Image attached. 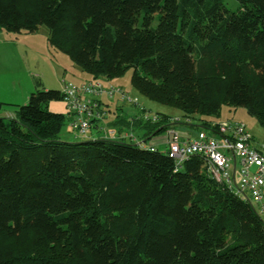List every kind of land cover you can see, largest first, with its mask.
Listing matches in <instances>:
<instances>
[{"label":"trees","instance_id":"obj_1","mask_svg":"<svg viewBox=\"0 0 264 264\" xmlns=\"http://www.w3.org/2000/svg\"><path fill=\"white\" fill-rule=\"evenodd\" d=\"M235 1L0 0V29L46 26L94 80L130 71L142 96L185 117L152 123L117 106L111 125L149 143L175 125L217 126L192 120L223 105L264 125V0ZM59 100L62 90H42L0 103V264H264V221L201 158L177 169L165 152L100 132L64 142L68 115L48 109Z\"/></svg>","mask_w":264,"mask_h":264},{"label":"built area","instance_id":"obj_2","mask_svg":"<svg viewBox=\"0 0 264 264\" xmlns=\"http://www.w3.org/2000/svg\"><path fill=\"white\" fill-rule=\"evenodd\" d=\"M116 93H120L123 103L133 106L128 115L137 120L159 122L158 113L149 112L143 102L121 90H107L99 80L82 85L63 81V101L72 130L80 137H92L94 132H100L106 139L132 141L140 148L156 152L154 143H146L129 129L119 131L118 128L100 126L99 122L106 117L100 97L111 98ZM164 138L165 153L176 162L177 169L190 158H201L209 175L240 199L250 202L264 221V145L262 148L253 146V139L244 124L223 122L194 135L171 129Z\"/></svg>","mask_w":264,"mask_h":264},{"label":"rangeland","instance_id":"obj_3","mask_svg":"<svg viewBox=\"0 0 264 264\" xmlns=\"http://www.w3.org/2000/svg\"><path fill=\"white\" fill-rule=\"evenodd\" d=\"M225 2L232 10L237 8L235 0H225ZM157 15H153L155 24ZM134 18H140L139 13H136ZM89 78V74L83 72L82 68L75 64L66 53L51 46L49 30L46 26H40L35 33H15L0 29V103L24 105L26 100L38 91H61L63 80L78 84ZM100 81L105 89L122 90L133 99L143 102L146 108L153 113L171 115L178 121L184 117L180 110L153 102L142 96L131 84L130 71L121 78L113 80L101 78ZM119 94L116 93L111 98L107 96L110 101L104 103L108 105L111 113L108 119L99 122L102 128H115L111 123L117 116V106L123 104ZM130 104L124 102V106ZM48 109L53 113L68 115V109L63 100L50 102ZM10 110L4 109L2 115H6ZM192 121L195 122V125H199L202 121H208L212 126L220 122L242 123L253 139V146L262 148L264 145V125L258 118L252 116L246 108L223 105L218 116L196 117ZM192 121L189 119V122ZM96 130L95 127L94 131ZM131 132L140 137L143 131L136 129L135 131L131 130ZM60 139L64 142H75L91 139V136L80 137L75 134L68 119L62 128ZM157 141V139H150L149 143H154L160 152H166L165 144ZM5 240L4 236H0V243Z\"/></svg>","mask_w":264,"mask_h":264},{"label":"crops","instance_id":"obj_4","mask_svg":"<svg viewBox=\"0 0 264 264\" xmlns=\"http://www.w3.org/2000/svg\"><path fill=\"white\" fill-rule=\"evenodd\" d=\"M90 76V78L89 79H86V80H83L82 82H79L78 84H76V85H82V84H84V83H87V82H90V81H92V80H94V78L91 76V75H89ZM96 80H101V79H96ZM64 81V80H63ZM62 81V82H63ZM62 82H61V84H62ZM66 82V81H65ZM101 82V81H100ZM105 97H100V100H101V102H105V101H110V99H108L107 98V96L106 95H104ZM29 99V98H28ZM108 99V100H107ZM27 101L28 100H26V103H27ZM121 106H124V103L123 104H121V105H118V107H121ZM6 109L7 110H9V109H11L10 110V112L9 113H7L6 114V116H11V115H13L14 114V109L12 108V107H9V108H7L6 107ZM124 109L126 110V111H131L132 109H133V107L132 106H130V105H127V106H124ZM106 110V117L104 118V120H106V119H108L109 118V114L111 113V110L109 109V107L107 106V108L105 109ZM159 113V112H158ZM128 114V113H127ZM220 123H223V122H220ZM219 123V124H220ZM200 124H201V122H200ZM172 129H174V130H176V131H180V132H182V133H190L191 135H194L195 134V131L196 130H190V129H188L187 127H185L184 125H175V128H172ZM167 133H168V131L167 132H165V133H162V134H160V135H158V136H154V138H152V140H158L157 142H161V143H164L165 142V138L164 137H166V135H167ZM96 134V132H94L93 133V135H95Z\"/></svg>","mask_w":264,"mask_h":264}]
</instances>
